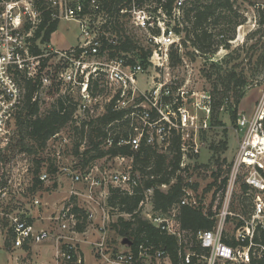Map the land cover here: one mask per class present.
<instances>
[{
    "label": "built area",
    "instance_id": "2783aa9c",
    "mask_svg": "<svg viewBox=\"0 0 264 264\" xmlns=\"http://www.w3.org/2000/svg\"><path fill=\"white\" fill-rule=\"evenodd\" d=\"M187 1L0 0V176L5 179L0 186V234L4 245L8 242L12 252L21 253L15 258L16 264L84 262L73 236L80 233L76 230L80 221L72 211L74 205L79 206L74 201L69 199L55 211L48 228L27 220L23 210L9 208L7 196L24 190V175L30 187L33 179L31 163L23 168L22 177L18 174L16 179L10 178L8 172L15 121L25 109L28 88L34 89L31 102L37 101L39 90L59 89L67 92L64 98L77 92L79 101L73 103L77 125L98 117L96 107L106 94L112 110L122 112L124 127L117 145H128L133 152L143 146L164 152L177 139L180 168L185 171L195 166L191 161L205 147L202 136L210 129L213 99L208 91L185 90L186 82L172 73L183 68L181 63L170 65V51L175 50L184 62L182 32ZM260 7L264 10V5ZM61 22L78 25L76 47L58 50L50 42L43 44L41 37L36 38L44 36L47 26ZM126 38L132 39L137 48L119 52L117 46ZM140 57L145 58V65ZM143 76L146 89L138 83ZM68 103L72 104L69 98ZM101 111L104 114L105 109ZM234 133L237 148L227 167L226 183L216 193L217 202L211 210L213 226L195 235L205 255L183 253L179 264H192L193 257L198 264H264V81L252 111L238 115ZM60 135L54 134L46 148L56 149ZM105 144V148L111 146L109 136ZM56 157L53 156L55 160ZM104 158L119 165L130 163L125 171L105 170L102 181L132 194L138 179L132 174L131 158ZM62 170L68 172L67 167ZM73 174L74 182L82 181L79 168ZM38 180L42 185L50 180L47 170L40 171ZM94 185L98 183L92 181L90 189ZM85 197L87 203L93 201L91 192ZM151 197L152 189H147L140 207L151 205ZM32 203L37 208L47 206L40 199ZM182 205H201L189 187L183 189L179 206ZM177 207L165 216H155L150 211L145 218L160 231L184 242L188 233L172 225ZM83 210L88 219L93 217L91 209ZM97 247L105 264H171L163 250L153 251L152 246H139L134 254L129 244L127 251L112 256L106 255L104 243Z\"/></svg>",
    "mask_w": 264,
    "mask_h": 264
},
{
    "label": "rangeland",
    "instance_id": "374dc122",
    "mask_svg": "<svg viewBox=\"0 0 264 264\" xmlns=\"http://www.w3.org/2000/svg\"><path fill=\"white\" fill-rule=\"evenodd\" d=\"M197 0H188L186 8L189 7L190 2ZM206 2V0H200V4ZM233 4V10L239 17H241V24L235 27V31L232 33L231 26L222 25L217 28H211L213 34L218 32L224 36H231V40L227 41L228 47H224V44H220L216 52L213 54H202L196 52L190 46V42L186 43V47L183 44V59L181 61L183 66L173 74L179 76L181 80L186 82L185 90L193 92H210L213 103H217L222 98V106L215 114V121H210V129L207 133H204L203 140L205 147L200 155L196 158H192L191 163L195 165L191 167L189 171L184 174V177L193 180V183L197 185L194 189L197 199H200V204L207 212L212 210L217 202L218 195L215 193L217 186L221 184L223 178H225L227 167L230 165L232 157L237 148V140L234 133L235 122L240 113H250L258 100L259 93L264 81V69L262 67L256 68L258 56L264 53V24H259V14H261L260 6L264 5V0H231ZM260 7V8H259ZM185 8V16H186ZM187 26V25H186ZM184 24V27H186ZM139 33V32H138ZM140 36L141 34H137ZM182 36H185L184 29ZM141 42V38H140ZM258 42L257 45H254ZM142 43V42H141ZM79 44V28L75 22H61L58 24L56 31L50 38V45L52 48L58 50H66L70 46L76 47ZM252 46L254 49L252 50ZM253 57L250 59V56ZM186 62V64H185ZM179 65V64H178ZM235 66V67H234ZM234 71L237 73L238 82H230L228 84L227 75L229 72ZM150 75H155V72H150ZM242 77L245 78L246 84L244 87L234 84H239L242 81ZM146 76L139 77L138 83L142 89L143 82ZM228 87L230 90L227 93H223V88ZM213 91V92H212ZM234 92L242 93L243 97L238 106L235 122L231 120V106L234 103ZM67 95V92L63 93L59 89L51 88L39 90L37 94L38 114H44L52 106L57 103V99ZM213 94V95H212ZM71 100L72 104L79 101L77 92L67 96ZM108 95L104 94L103 100L97 105L96 115L99 117L103 115L102 109L107 107ZM190 109V108H189ZM100 114V115H98ZM212 117V116H211ZM97 118V117H96ZM16 125V124H15ZM74 126L77 127V123L74 122ZM123 129H121L122 132ZM60 137L56 142V149L49 147L38 151L33 154L19 153L17 150H12L10 155V166L8 169L10 178L16 179V177L23 176L25 166L29 163L33 164V160H43L41 171L46 170L47 166L52 164L56 170L54 174H50V180L42 185L35 192L29 190L30 185L27 183L28 177L24 175L22 188L24 189L18 195L10 193L7 196L9 208L11 211L23 210L25 218L31 222L38 224V226L48 228L50 227L49 218L52 217L57 209L63 204L67 203L69 199L76 198V204L80 208L86 210L91 209L93 213L92 218L85 220V229L79 233V236H74V242H77L82 256L84 259L83 264H105L104 260L100 257L98 252V244L104 243L106 249V255L112 256L119 252H125L128 249L130 242L125 238H120L111 230L110 224L117 220L119 213L116 210L111 211L106 206V198L108 195L107 188L109 184H105L102 181L103 173L105 170L125 171L128 164L119 165V163L110 160V158L96 159L89 165H84V169L79 166L82 162L80 158L74 155V146L76 144V133L73 125H66L60 130ZM26 144L29 146L32 144L26 140ZM85 145L79 147V152L84 150ZM104 148V147H103ZM163 152V150H162ZM168 152L167 150L164 151ZM55 153V154H54ZM59 153V154H57ZM56 160L53 158L54 155ZM63 167L68 168V172L62 170ZM76 168L81 169L80 174L82 181L77 183L73 180V172ZM33 169V167H32ZM30 169V170H32ZM23 170V171H22ZM217 171L220 172V176L217 180V185L211 190L205 191L207 186L211 184ZM6 170H4V173ZM3 173V174H4ZM20 174V175H18ZM138 180H142L141 175L136 172L133 173ZM90 175V178L87 176ZM6 176V175H5ZM5 178V177H4ZM87 178V179H86ZM5 179H1L0 186ZM8 180V178H7ZM92 181L98 183L90 189ZM13 185V183H11ZM113 187V186H112ZM162 190H166L162 188ZM91 192L93 201L86 202L85 194ZM74 193H78L75 196ZM107 194V195H106ZM219 194V193H218ZM40 199L43 203H47V206L43 205L37 208L33 205L32 200ZM152 206L147 204L141 208V215L145 217V214L151 211ZM127 218L126 215H123ZM172 225L177 228V222L175 218H172ZM49 230V229H48ZM187 238L184 239L183 253L192 252L191 235L187 234ZM10 247V246H8ZM2 235L0 234V264H16L17 250L12 252L5 249ZM11 251V252H10ZM29 257V256H27Z\"/></svg>",
    "mask_w": 264,
    "mask_h": 264
},
{
    "label": "trees",
    "instance_id": "16d2710c",
    "mask_svg": "<svg viewBox=\"0 0 264 264\" xmlns=\"http://www.w3.org/2000/svg\"><path fill=\"white\" fill-rule=\"evenodd\" d=\"M189 5L186 8L185 16V26H187L183 27L185 36L182 37V44H184V47H186L187 42H190V46L202 54L215 53L222 43L224 47H228L227 41L231 40V36H224L222 34L225 29L222 30L223 32H218L215 35L210 30V27L231 26L233 27V33L235 27L241 24L239 21L241 17L234 12L231 0H206L202 4H200V0H197L190 2ZM258 23L264 24V10L259 14ZM56 28L57 25L55 24L49 25L44 31V36H36V38L41 37V42L47 44L50 42L51 33ZM257 44L258 42L254 45ZM130 48L136 49L137 46H134L133 40L129 38H126L117 46L119 52H124ZM251 49L253 50L254 46ZM252 57L253 55L250 56V59ZM139 59L143 65L146 64L144 57H140ZM180 63L181 57L172 49L170 51V65L175 67ZM260 67L264 69V53L258 56L256 68ZM234 69L227 75L228 84L234 81L238 82V75ZM245 84L246 80L242 77V81L234 85H236L235 87H244ZM33 91L34 89L28 88L25 109L16 118V135L10 146L9 157L12 150H17L19 153L28 155L45 150L47 141L54 134L60 132L62 127L68 124L73 125L76 133L74 155L80 158L82 163L79 166L83 169L96 159L106 156H121L131 158L132 174L138 172L141 175L142 180H138L137 185L132 190V194L109 186L106 198L107 208L111 211L116 210L119 213L117 220L110 224V228L116 236L125 238L130 242L129 248L134 254H137L139 246H152L153 251L156 249L163 250L171 264H179L180 256H183V248L185 246L176 235L160 231L159 228L152 225L150 221L141 215L140 204L144 200V193L147 189H152L151 212L153 215L165 216L172 208L178 206L175 216L178 225L177 229L191 235L190 237L193 242L190 250L192 252L198 255H205V251L195 240V235L198 231L210 229L213 226V220L211 219L212 212L210 209L206 212L201 205L196 208L185 205L179 206L184 187L194 190L197 185L195 183H188L187 180L189 178L184 177L183 173L189 170L183 171L180 168L181 153L177 139L172 141L166 153L158 151L151 146H143L139 151L133 152L128 145H117L121 129L124 127V124L121 122L122 112L113 111L110 104L105 108L103 115L87 122H82L76 127L74 126L75 121L73 119L75 105L68 103V98H58L54 106L45 111L44 114L39 115L37 101L31 102ZM229 91L228 87H224L222 90L224 94ZM243 94L244 92L239 94L234 92V103L230 107L231 120L233 122H235L237 109ZM222 104V98L217 103H212L211 119L213 123L218 122L220 124L219 121H215V114ZM108 136L112 139V144L108 148H105ZM26 140L32 144L29 146V144H26ZM83 144L85 145L84 150L79 152V147ZM42 161L41 159H36L32 162L33 169L31 171L33 179L32 185L29 188L32 193L42 187V184L38 180V174L43 168L41 166ZM46 170L49 174L56 172L52 164L47 166ZM219 176V171L213 174L215 179L207 186L205 191H209L217 185ZM225 183L226 177L217 186L215 193L223 188ZM162 186H166V190H162ZM70 201L76 203L75 197L71 198ZM72 211L80 221L76 226V230L81 233L85 229V220H87L85 211L76 205L73 206ZM123 215H126L127 218H124ZM8 246L10 245L6 242L5 247L9 250L10 247ZM197 261L196 257L192 258V264H198Z\"/></svg>",
    "mask_w": 264,
    "mask_h": 264
},
{
    "label": "crops",
    "instance_id": "0c3cea01",
    "mask_svg": "<svg viewBox=\"0 0 264 264\" xmlns=\"http://www.w3.org/2000/svg\"><path fill=\"white\" fill-rule=\"evenodd\" d=\"M37 225H38V224H37ZM16 252H17V254H19V255L21 254L19 251H16ZM45 255H48V254H47V253H45ZM22 257H24V256H22Z\"/></svg>",
    "mask_w": 264,
    "mask_h": 264
}]
</instances>
